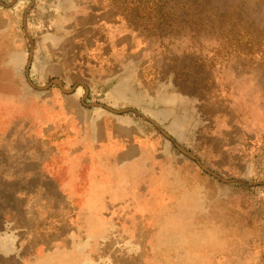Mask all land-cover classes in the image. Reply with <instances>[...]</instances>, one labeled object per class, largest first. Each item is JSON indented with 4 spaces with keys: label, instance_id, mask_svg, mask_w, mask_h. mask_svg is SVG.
Wrapping results in <instances>:
<instances>
[{
    "label": "rangeland",
    "instance_id": "obj_1",
    "mask_svg": "<svg viewBox=\"0 0 264 264\" xmlns=\"http://www.w3.org/2000/svg\"><path fill=\"white\" fill-rule=\"evenodd\" d=\"M0 264H264V0H0Z\"/></svg>",
    "mask_w": 264,
    "mask_h": 264
},
{
    "label": "water",
    "instance_id": "obj_2",
    "mask_svg": "<svg viewBox=\"0 0 264 264\" xmlns=\"http://www.w3.org/2000/svg\"><path fill=\"white\" fill-rule=\"evenodd\" d=\"M52 83H55V84H57V85L61 86V83H60V81H59V80H57V79L53 80V81H52ZM61 88H62V86H61ZM63 90H64V92H69V91H70V90H65V89H63Z\"/></svg>",
    "mask_w": 264,
    "mask_h": 264
}]
</instances>
